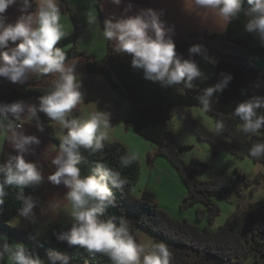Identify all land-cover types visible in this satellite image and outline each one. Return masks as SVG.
<instances>
[{
    "label": "clouds",
    "instance_id": "clouds-1",
    "mask_svg": "<svg viewBox=\"0 0 264 264\" xmlns=\"http://www.w3.org/2000/svg\"><path fill=\"white\" fill-rule=\"evenodd\" d=\"M33 2L0 0V78L22 84L29 74L56 76L51 90L39 96L36 104L26 105L22 100L0 102V139H7L15 150V154L9 153L0 162V206L4 203L5 187L16 186L21 190L19 216L34 215L36 201L30 195L24 196L23 189L39 185L43 180L37 163L27 158L32 146H39L41 139L25 134L23 123L17 122L22 121L26 110L33 116L43 113L49 120L56 121L61 129L67 130L61 134L59 152L51 161L55 171L47 177L51 184H62L67 189L65 196L71 202V226L66 231L53 233L56 239L70 247H83L89 253H104L113 264H169V251L164 243L146 248L130 235L126 220L122 219L117 225L113 219H101L109 206H115L112 188L123 187L127 180L102 162H97L93 173L87 176L81 175L78 165L81 147L90 153L103 150L104 142L109 139L110 113L97 107L87 119L68 118L72 110L84 102L86 92L77 76L75 61L67 64L65 51L56 47L68 35L60 22L58 0H37L36 10L30 11ZM110 2L120 6L123 0ZM245 2L246 9L243 7ZM182 3L185 12H194L204 18L203 10L225 23L243 12L247 17L246 31L257 36L264 46V0H182ZM14 5L19 6L20 15L8 22L5 13ZM162 16L163 11L153 8L133 12V5L129 3L119 17L104 20L103 38L115 42L117 53L129 54L131 67L142 70L145 80L159 83L161 87L183 85L192 88V81L203 76L192 58V54L201 53L202 45H191L189 57L184 58L177 52L176 43L169 34L171 30ZM96 21L97 17L89 13L88 23L95 24ZM221 77L198 97L204 112L210 110L213 95L223 92L233 79L231 74L222 73ZM255 86H262L259 77ZM260 109H264V96H252L236 105L232 115L241 121L242 133L260 134L259 130L264 128V112ZM36 127L38 131H44L39 122ZM222 127L223 123L218 122L213 131L219 134ZM2 152L0 144V154ZM249 155L264 157V141L254 143ZM136 159V155H125L121 157V164L127 167ZM5 256L9 264H70V258L63 253L49 251L45 260L23 242L9 243V238L0 234V261Z\"/></svg>",
    "mask_w": 264,
    "mask_h": 264
},
{
    "label": "trees",
    "instance_id": "trees-1",
    "mask_svg": "<svg viewBox=\"0 0 264 264\" xmlns=\"http://www.w3.org/2000/svg\"><path fill=\"white\" fill-rule=\"evenodd\" d=\"M243 7L247 8L246 2ZM59 8L69 10L67 7ZM71 15L75 34L56 45L62 48L68 43L72 44L66 53V63L72 58L86 59L84 71L87 74H101L112 90L129 100L127 128L133 129L137 135L156 146L155 153L148 155L147 162L152 164L157 156L169 160L187 188L181 209L202 205L196 209L197 220L212 224L219 216V206L213 198H223L232 190L241 194L242 186L250 185V181L245 174L239 172L237 177L222 173L209 181L199 180L198 171L185 165L176 147L172 116L179 115L185 126L191 129L200 141L210 143L215 156L221 148H225L237 158H250L254 162L264 164V157L249 155L252 145L264 141V137L259 134L245 138L238 129L241 121L232 115L239 102L252 96H264V46H261L257 36L246 31L247 17L241 12L238 18L228 22L225 31L205 32L202 37L192 33L189 35L190 40L175 42L177 52L184 58L189 57L188 49L191 45H202L201 53L192 54V58L198 63L203 76L192 81V88H184L183 85L161 87L159 83L145 80L142 70H134L131 67V56L117 53L112 41H107L108 52L104 58H97L87 50L79 49L85 25L74 14ZM222 73L231 74L233 79L223 92L213 95L211 108L207 111L214 116L216 124L223 123L217 134L194 119L192 108L202 109L198 97L206 88L217 83L222 78ZM48 75L50 74L38 76L15 91L0 90V102L24 101L46 94L51 90L50 86L42 87L37 84ZM258 77L262 81L261 87L255 86ZM259 111L264 112V109ZM79 113L80 110L76 108L68 118H77ZM47 120L48 118L44 117V121ZM259 131L264 132V128ZM43 132L57 147L59 146L61 140L56 137L50 126H44ZM104 145L103 150L96 153H90L81 147V161L78 165L81 175L87 176L93 173L97 162H102L127 180L123 187L112 188L115 206H109L101 219H113L117 225L122 219L126 220L130 235L139 244L141 241L138 228L155 234L157 243H161L158 238L163 239L166 243H162L169 251V264H247L251 257H255L253 264H264V215L251 211L253 204L241 201L235 212L216 231L209 227L199 228L188 220L173 219L159 208L154 192L143 190L139 197L132 194L140 175V166L139 159L127 167L122 166L121 157L131 155L127 146L118 141H105ZM40 187V184L26 187L23 189V195H30L37 200L41 192ZM5 192L4 203L0 206V234L23 241L45 255L49 251L63 253L74 264H113L104 253H89L78 245L70 247L65 242L58 241L53 233L66 231L71 224L51 225L48 241L38 238L34 230L11 226L9 222L19 215L18 209L22 205V201L18 199L21 190L16 186H6ZM7 261L5 256L0 264H7Z\"/></svg>",
    "mask_w": 264,
    "mask_h": 264
},
{
    "label": "rangeland",
    "instance_id": "rangeland-1",
    "mask_svg": "<svg viewBox=\"0 0 264 264\" xmlns=\"http://www.w3.org/2000/svg\"><path fill=\"white\" fill-rule=\"evenodd\" d=\"M67 47L69 50L72 47L71 43L66 44L62 48ZM88 53L92 56H95L89 51ZM81 59L83 58L79 57L78 60ZM51 75L53 74L45 76L43 80L46 79L48 80V82H51L55 78V76L51 78ZM100 76L102 77V75ZM78 78L82 82L84 81L81 75H79ZM98 87L101 88L102 86L98 84ZM96 96L97 95H90L87 101L88 106L92 105V102L95 101ZM102 97V100L101 98H99V101L95 103L96 106L101 103L102 105L112 107V109H110L108 112H111V114L114 113L113 117H117L120 120L124 115L121 121H124L128 118V114L130 113L129 100L122 97L117 93V91L112 90L109 87L106 92H103ZM80 112L82 113L81 110ZM192 113L194 119L202 122L211 132H214L213 129L216 126L214 116L208 114L207 112H204L201 108L197 107L192 108ZM84 114L88 115V113ZM40 119V122H42L43 126H50L53 129L54 134L57 138H60L62 133H66V129H61L60 125L56 121H51L48 119L45 122L43 116H41ZM172 122L175 129L174 134L177 144L176 147L179 149V152L184 159L185 165L190 169L198 171L197 177L199 180L209 181L221 175L222 173L232 174L233 176L237 177L239 172L245 174L248 177L247 179L250 181V185L244 184L242 186V192H240L241 194L236 193V191L232 190L226 193L225 197L223 198H213L214 202L219 206V216L216 217V220L212 222V224L207 223L208 221H198L196 218V209L198 207H202V205H196L184 210L181 209V206L183 205L184 199L187 194V188L169 160L157 156L154 162L152 164H149V162H147L148 155L155 153L156 146L153 143L147 141L145 138L137 135L133 130L126 132L124 129L119 128L117 125L115 128L116 135H120L122 140L127 143L125 145L127 146L128 150L130 148L132 153L139 155L136 157L137 159H139L138 161L140 166V175H138V180L134 190L132 191V194L135 197H139L143 190H150L156 194L157 200L159 202V208L172 216L173 219L182 221L188 220V222L197 225L199 228L204 229L205 227H209L213 231L219 229L227 221L229 216L233 212H235L238 204L241 201L253 204L250 210L256 214L264 215V164L260 162H254L250 160V158H237L235 155L228 152L225 148H221L219 150V153L215 156L212 149L213 146L206 141H200L196 137V135L191 132V129H188L185 126L179 115L172 116ZM26 124H28V121L26 122ZM238 129L240 131L239 127ZM240 134H242L245 138H250L253 135L251 133L244 134L241 131ZM260 134L264 137V132H260ZM35 135L38 136L36 133ZM53 148H45L44 146H42V144H40L39 146L33 148V152L36 153V150H39L40 152H53L56 155V145ZM46 158L47 161L51 163V159L48 158V156H46ZM70 209L71 203L66 205V216L63 222L64 225H70L72 223ZM21 218L22 219L20 220L19 218L16 219V221L21 222L23 220V217ZM9 224L13 227L19 226L13 222H9ZM50 224L56 225V223L53 222H49V225ZM36 230H38L39 232H37ZM36 230H34V232H37L36 234L38 238L40 236L47 238V232H49V228L42 225L38 227V225L36 224ZM137 231L139 233L141 244L145 245L146 248H151L152 245L158 244L157 241H153V239H155V234L145 232L142 228ZM48 240L49 239H47V241ZM158 240L166 243L163 239L158 238ZM254 262L255 257H251L247 261V264H253ZM7 264H9V261H7Z\"/></svg>",
    "mask_w": 264,
    "mask_h": 264
},
{
    "label": "crops",
    "instance_id": "crops-1",
    "mask_svg": "<svg viewBox=\"0 0 264 264\" xmlns=\"http://www.w3.org/2000/svg\"><path fill=\"white\" fill-rule=\"evenodd\" d=\"M129 3L133 5V12H135L140 8H153L157 11H163L162 19L166 21V26L171 30L169 34L172 36L173 40L178 43L190 40L189 35L192 33L198 34L199 37H202L205 32H209V33L222 32L225 31L226 27L228 26V23H225L220 18L213 16L211 13L204 12L203 10H201V13L204 18H201V16H197L194 12L191 13L185 12L183 10L184 5L182 3V0H123L120 6H116L112 4L110 0H58L59 7L61 8L67 7L69 9L66 11L60 10L61 12L60 22L64 25L65 30L68 33V35L65 38L72 36L73 34H75L76 31L74 26V20L71 15L72 13L76 17H78L79 20L83 22V24L85 25L84 34L79 42V49L88 50L98 58H104L108 52V47H107V40L103 38V22L105 19L110 18L112 16L119 17L123 9ZM37 6H38L37 0H34L33 7L30 9V11H35ZM98 9L101 11V14H99ZM89 13L94 14L97 17V21L95 24L88 23ZM5 15L7 17L8 22H13L20 15L19 6L18 5L11 6L6 11ZM113 44L115 47V42H113ZM10 46L13 45L10 44ZM62 49L65 51V53L68 52V47ZM78 59L79 57L75 59L72 58L67 62V64H71L73 61H75L77 76L81 75L82 78L84 79L82 84L86 92V97L84 99V102L77 106V109L82 111V113L81 112L79 113L77 118L87 119L91 113L97 110V107L99 110L108 112L110 109H112V107L102 105L101 103H99L98 106L95 105V103L99 101V98H101V100L103 99L102 97L103 92H106L109 87L108 82L103 76L102 77L105 80L100 76L101 74H91V75L87 74L84 71L87 60L84 58L81 60ZM38 76L41 75L29 74L27 80L22 84H13L7 81L5 78H0V90L15 91L25 86L26 84H28ZM54 76H56V74H53L50 77L52 78ZM52 81L48 82V80L46 79L41 80L40 82H38L37 85L42 87H49ZM98 84L102 86L101 87L102 89L98 87ZM90 95L91 96L97 95V96L95 101H93L95 103H92V105L88 106L87 101ZM24 102L27 105L36 104L38 102V97L25 99ZM84 113H88V115ZM109 113H110L111 128L109 129V139L107 141L108 142L119 141L124 144H127L126 142H124V140H122L120 135H116L115 128L118 125L119 128L124 129L126 132H129L130 130L133 129L127 128L126 125L127 119L121 121L124 115L120 120L117 117H113L114 113L112 114L111 112ZM41 116H43V118L46 117L43 113H38L36 116H33L30 112L26 110L25 113L23 114L22 121H18L17 123L19 122L24 123L22 130L25 132V134L35 135L36 133L38 137L41 139L42 146H44L45 148H49V147L53 148L56 145L55 142L49 139L44 132L37 130L36 127L37 123L39 122L42 124V122H40ZM27 121L28 124H26ZM5 135L8 134L6 133ZM0 144H2V148H3V152L2 154H0V162H2L4 159H6L9 153L15 154V150L12 148L10 142L7 139H0ZM35 147H36L35 145L32 146L29 153L27 154V158L37 163L43 175V180L40 183L41 185L40 196L38 197L37 200H35L37 207L34 209V215L27 218L23 217V220L21 222L16 221V219L18 218L19 220L22 219L21 216L19 215L14 217L10 221L19 225L16 227H21L25 230L28 229L36 230V224L38 225V227L42 225L49 229L51 225H53V224L49 225V222L56 223V225L63 224L64 218L66 216L65 215L66 205L71 203L66 199L65 196L67 189L62 184L59 186L53 185L47 179V177L52 172L55 171V167L47 161L46 156H48V158H50L52 161V159L58 154L59 148L56 146L57 152L55 153L57 154L55 155L53 152L47 153L45 151L40 152L39 150H36V153H34L33 148ZM129 150L131 154H134L132 153L130 148ZM139 229L140 228H138L137 230ZM36 231L39 232L38 230ZM4 235H6L9 238V243L22 242L12 237H9L7 234ZM39 238L41 240H46V241L47 239H49L48 235L47 238L43 236H40ZM154 240L155 239H153V241ZM25 245L28 248L38 252V250L35 249L33 246L29 244H25ZM38 254L45 260L47 259L45 254H42L40 252H38ZM70 264H74V263L70 262Z\"/></svg>",
    "mask_w": 264,
    "mask_h": 264
},
{
    "label": "bare ground",
    "instance_id": "bare-ground-1",
    "mask_svg": "<svg viewBox=\"0 0 264 264\" xmlns=\"http://www.w3.org/2000/svg\"><path fill=\"white\" fill-rule=\"evenodd\" d=\"M23 123V122H22Z\"/></svg>",
    "mask_w": 264,
    "mask_h": 264
}]
</instances>
